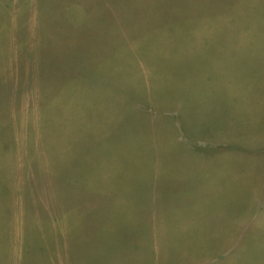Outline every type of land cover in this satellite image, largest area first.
<instances>
[{"label": "rangeland", "instance_id": "rangeland-1", "mask_svg": "<svg viewBox=\"0 0 264 264\" xmlns=\"http://www.w3.org/2000/svg\"><path fill=\"white\" fill-rule=\"evenodd\" d=\"M245 228L264 264V0H0V264H232Z\"/></svg>", "mask_w": 264, "mask_h": 264}, {"label": "crops", "instance_id": "crops-1", "mask_svg": "<svg viewBox=\"0 0 264 264\" xmlns=\"http://www.w3.org/2000/svg\"><path fill=\"white\" fill-rule=\"evenodd\" d=\"M211 161L209 162L211 165H209V163L207 164V165H205L206 166V170H212V167L214 166V162H215V159L214 158H211L210 159ZM219 163V170H221L220 172H222V170H223V168H224V165L223 164H221V161H219L218 162ZM196 167H198V166H196ZM213 172H215V173H218V174H220L219 173V171H215V170H212ZM243 198V195H241V196H239L237 199V201H232V200H229L231 203H233V204H235V206H236V208H237V206L239 205H241L242 204V202L241 201H239V199H242ZM225 202V201H224ZM237 202H238V204H237ZM237 204V205H236ZM224 205V204H223ZM236 214H238L237 213V211L234 213V214H230V216H229V219H230V222L231 223H234L235 224V221L232 219V217L231 216H235ZM254 230H256V229H254ZM242 232H245V234H242V235H238V236H236V235H234V234H231V235H228L229 236V238H230V240H233V242L232 243H229L228 244V246H230L229 247V251H228V253H227V255L223 258V259H226L227 258V260L228 261H231L232 262V264H235V263H237L238 262V260H240V256H242V252H243V249H244V247H245V245H242L241 243L243 242V241H248L249 240V236H250V232H252L251 230H249V228H245V230L244 231H242ZM227 247V246H226ZM224 250L225 249H223L222 250V252L221 253H226V252H224ZM156 264V263H155Z\"/></svg>", "mask_w": 264, "mask_h": 264}]
</instances>
